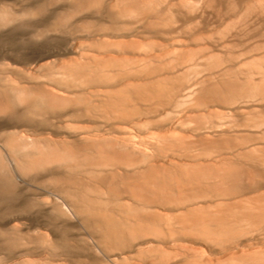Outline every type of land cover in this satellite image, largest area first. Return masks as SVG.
<instances>
[{
  "label": "rangeland",
  "instance_id": "rangeland-1",
  "mask_svg": "<svg viewBox=\"0 0 264 264\" xmlns=\"http://www.w3.org/2000/svg\"><path fill=\"white\" fill-rule=\"evenodd\" d=\"M0 87V264H264V0H0Z\"/></svg>",
  "mask_w": 264,
  "mask_h": 264
},
{
  "label": "bare ground",
  "instance_id": "bare-ground-1",
  "mask_svg": "<svg viewBox=\"0 0 264 264\" xmlns=\"http://www.w3.org/2000/svg\"><path fill=\"white\" fill-rule=\"evenodd\" d=\"M4 91H5V88L0 87V96L1 97L3 96ZM25 109L26 108H24L23 110H25ZM7 129H15V127H13L9 121L0 122V131H4ZM8 134H10V133H8ZM11 134H14L15 135L14 138L17 140L20 139L23 141V139H24L26 142L31 143V139L27 136L17 135V132H15V131H13V133H11ZM23 146H24L23 143H19V147H23ZM11 148H14L13 143H11L10 140L7 139V137L2 138L0 135V156H2L7 167L9 166L8 169L13 173L16 171V167H15L16 165L15 164H17V163L13 159V157L11 156ZM1 166H2V164H1ZM4 190H6V188H5V185L2 184L0 186V191H3V193L6 197H9L11 199H16L17 201L24 200V198H25L23 196V193H21V192H17L15 194L10 195L9 191L4 192ZM66 210H67L68 214H70V215L74 214L73 210L71 208H69L68 206H66ZM27 256H28L27 252H22L20 255L17 256V258H26ZM14 259L15 258L12 257V258H9L8 261L13 262ZM67 264H71L70 261H68Z\"/></svg>",
  "mask_w": 264,
  "mask_h": 264
}]
</instances>
